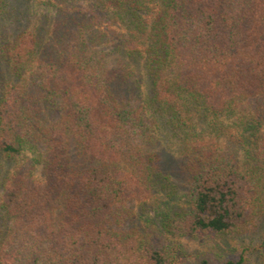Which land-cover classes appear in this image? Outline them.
<instances>
[{"label": "trees", "instance_id": "obj_1", "mask_svg": "<svg viewBox=\"0 0 264 264\" xmlns=\"http://www.w3.org/2000/svg\"><path fill=\"white\" fill-rule=\"evenodd\" d=\"M0 264H264V0H0Z\"/></svg>", "mask_w": 264, "mask_h": 264}, {"label": "rangeland", "instance_id": "obj_2", "mask_svg": "<svg viewBox=\"0 0 264 264\" xmlns=\"http://www.w3.org/2000/svg\"><path fill=\"white\" fill-rule=\"evenodd\" d=\"M219 239L217 238H210V237H205V238H195L191 239L188 242H186V247L188 248L189 251L193 253L200 252L202 250H210L212 247H214L216 244H220L221 246H224L225 243L218 242ZM230 244V243H228ZM230 246H232L230 244Z\"/></svg>", "mask_w": 264, "mask_h": 264}]
</instances>
